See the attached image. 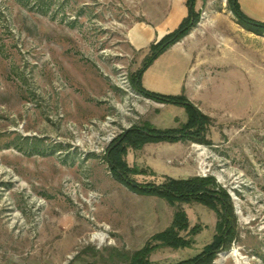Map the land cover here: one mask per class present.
Here are the masks:
<instances>
[{
	"label": "rangeland",
	"instance_id": "374dc122",
	"mask_svg": "<svg viewBox=\"0 0 264 264\" xmlns=\"http://www.w3.org/2000/svg\"><path fill=\"white\" fill-rule=\"evenodd\" d=\"M169 7L0 0V264H137L146 247L148 264H181L212 243L214 211L136 194L107 158L133 128L180 130L188 121L183 106L147 98L135 81L150 45L179 26L146 49L126 40L134 24ZM194 11L187 40L154 60L141 87L184 97L208 118L205 128L175 143L126 148L123 160L137 172L129 182L211 179L235 222L210 264H264V32L240 24L227 0H195ZM179 208L187 246L172 248L154 237Z\"/></svg>",
	"mask_w": 264,
	"mask_h": 264
},
{
	"label": "trees",
	"instance_id": "16d2710c",
	"mask_svg": "<svg viewBox=\"0 0 264 264\" xmlns=\"http://www.w3.org/2000/svg\"><path fill=\"white\" fill-rule=\"evenodd\" d=\"M230 10L237 18V21L249 31L255 33L264 32V22L257 21L247 16L241 9L238 0H227ZM188 15L182 20L179 27L172 33L166 35L160 42L152 44L149 47V55L146 58L142 69L136 76V89L147 98L159 100L166 104L183 106L188 115V121L180 130H159L151 125L145 124L143 129L133 128L125 133L121 140L115 143L109 150L108 162L111 170L117 178L124 183L130 190L139 195L153 196L165 200L168 204L174 206L175 202L190 203L192 201L209 208L216 214L215 230L216 234L212 243L204 249L200 257L191 262L181 264H210L214 253L222 248H227L230 238L233 235V226L235 217L232 207L224 190L219 189L213 184L211 179L193 177L186 180H175L166 178L160 186H140L129 182L128 175L137 174L135 169H129L123 160L126 148L137 149L146 143L170 142L175 143L186 137L183 133L188 130H195V133L201 136L204 130L205 121L208 119L196 113L194 107L185 101L182 96H164L150 93L142 89L141 77L143 72L154 62V60L163 54L169 47L179 42L194 26L198 19V14L194 11L195 0H187ZM190 138V137H189ZM194 138V137H193ZM220 206L219 211L217 206ZM188 229V219L182 209H177L173 216L171 227L154 238L163 245L172 248H183L187 243L178 235L177 231H186ZM195 232V229H193ZM153 247H146L137 251L134 256H139L137 264H148L147 257ZM141 258L143 260H141Z\"/></svg>",
	"mask_w": 264,
	"mask_h": 264
},
{
	"label": "crops",
	"instance_id": "0c3cea01",
	"mask_svg": "<svg viewBox=\"0 0 264 264\" xmlns=\"http://www.w3.org/2000/svg\"><path fill=\"white\" fill-rule=\"evenodd\" d=\"M238 1L244 13L264 22V0H246L249 3L246 7L241 0ZM186 2L187 0H170V7L166 13H151L150 20L134 24L126 33L128 43L136 50L146 49L150 44L174 31L188 15ZM187 38L188 36L172 47L182 44Z\"/></svg>",
	"mask_w": 264,
	"mask_h": 264
}]
</instances>
